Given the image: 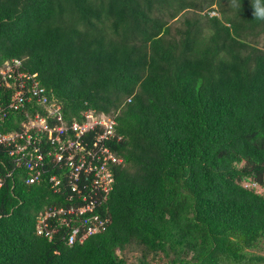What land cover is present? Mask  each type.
<instances>
[{"label":"trees","instance_id":"obj_1","mask_svg":"<svg viewBox=\"0 0 264 264\" xmlns=\"http://www.w3.org/2000/svg\"><path fill=\"white\" fill-rule=\"evenodd\" d=\"M253 4L264 9V0H0V67L21 60L68 120L86 109L114 116L123 161L100 198L105 229L72 245L63 230L36 234L58 194L15 171L0 186V264L264 263L251 251L264 238V21Z\"/></svg>","mask_w":264,"mask_h":264},{"label":"built area","instance_id":"obj_2","mask_svg":"<svg viewBox=\"0 0 264 264\" xmlns=\"http://www.w3.org/2000/svg\"><path fill=\"white\" fill-rule=\"evenodd\" d=\"M36 75L18 59L0 67V88L7 97L0 100V126L11 117L17 124L0 130V186L12 181L15 171L25 184L45 182L58 195L39 210L36 234L51 239L63 230L72 245L108 223L99 212L100 198L112 189L114 168L122 163L112 147L121 137L111 116L90 109L79 119H66Z\"/></svg>","mask_w":264,"mask_h":264},{"label":"rangeland","instance_id":"obj_3","mask_svg":"<svg viewBox=\"0 0 264 264\" xmlns=\"http://www.w3.org/2000/svg\"><path fill=\"white\" fill-rule=\"evenodd\" d=\"M183 13H184V12L180 13V14L178 15V17H176L175 19H173V20L170 22L171 25H172V27H175V26H177V25L180 23V21H181L183 15H184ZM185 13H186V12H185ZM172 31H173V30H172ZM245 184H247V183H245ZM256 186H257V185H256ZM256 189H257L258 191L264 193V185H263V186H258V187H256ZM251 251L256 252V253L261 254V255L264 256V238H262V239L260 240V242H259V244H258V247H257V248H254V249H251ZM139 254H140L139 250H133V251H130L129 253H127L126 257H128V260H129L130 262H134V261H135V257H137ZM149 258H150V256H149ZM156 262H158V261L156 260L154 263H156ZM263 264H264V263H263Z\"/></svg>","mask_w":264,"mask_h":264},{"label":"clouds","instance_id":"obj_4","mask_svg":"<svg viewBox=\"0 0 264 264\" xmlns=\"http://www.w3.org/2000/svg\"><path fill=\"white\" fill-rule=\"evenodd\" d=\"M213 7H215V6H213ZM253 8H254V11H253V16L257 19V20H260V21H264V9H259V10H255V4H253ZM209 14L210 15H217V12H216V10L214 9V10H210L209 11ZM86 110H88V109H86ZM90 110H92L93 112H95V113H97V114H103V115H107V114H104V113H102V112H97V111H95L94 109H90ZM84 111V110H83ZM107 116H111L114 120H115V118H114V116H112V115H107ZM81 117V116H80ZM76 119V118H75ZM79 119V118H78ZM115 123H116V120H115ZM115 129H116V125H115ZM117 132V131H116ZM118 134V133H117ZM119 135V134H118ZM121 137V136H120ZM120 157V156H119ZM121 158V157H120ZM122 163H123V161H122ZM121 163V164H122ZM121 164H119V165H121ZM118 166V165H117ZM114 170H115V168H114Z\"/></svg>","mask_w":264,"mask_h":264}]
</instances>
